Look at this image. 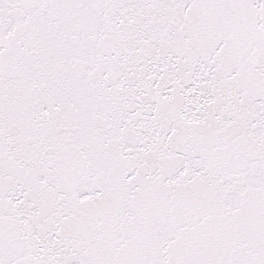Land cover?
<instances>
[{
	"label": "snow or ice",
	"instance_id": "1",
	"mask_svg": "<svg viewBox=\"0 0 264 264\" xmlns=\"http://www.w3.org/2000/svg\"><path fill=\"white\" fill-rule=\"evenodd\" d=\"M0 264H264V0H0Z\"/></svg>",
	"mask_w": 264,
	"mask_h": 264
}]
</instances>
